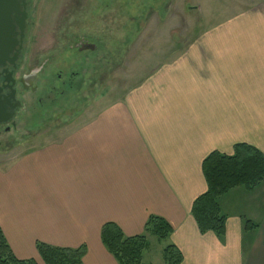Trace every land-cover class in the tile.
Listing matches in <instances>:
<instances>
[{
  "label": "crops",
  "instance_id": "crops-1",
  "mask_svg": "<svg viewBox=\"0 0 264 264\" xmlns=\"http://www.w3.org/2000/svg\"><path fill=\"white\" fill-rule=\"evenodd\" d=\"M208 1L189 6L200 18L183 48L142 51L151 64L122 96L0 163V229L17 259L38 263L41 243L118 264L100 239L111 223L125 237L145 233L144 251L173 245L178 264H264V179L219 196L222 239L190 213L210 152L247 143L264 155V0ZM149 216L167 222L165 239L144 232Z\"/></svg>",
  "mask_w": 264,
  "mask_h": 264
},
{
  "label": "rangeland",
  "instance_id": "rangeland-1",
  "mask_svg": "<svg viewBox=\"0 0 264 264\" xmlns=\"http://www.w3.org/2000/svg\"><path fill=\"white\" fill-rule=\"evenodd\" d=\"M193 2L30 0L33 23L17 76L41 68L34 91L21 95L25 110L0 132V163L57 139L122 96L151 64L142 51L183 48L200 18L189 7ZM78 38L92 41L95 50L72 49ZM160 243L150 242L144 263L164 264Z\"/></svg>",
  "mask_w": 264,
  "mask_h": 264
},
{
  "label": "trees",
  "instance_id": "trees-1",
  "mask_svg": "<svg viewBox=\"0 0 264 264\" xmlns=\"http://www.w3.org/2000/svg\"><path fill=\"white\" fill-rule=\"evenodd\" d=\"M202 172L207 189L195 198L190 213L201 234L211 231L222 239L226 217L220 211L217 200L219 196L235 187H243L248 191L256 188L264 179V155L252 145L236 143L231 155L218 151L210 152L203 159ZM245 227L249 228L247 222ZM146 231H150L158 239H165L171 228L164 219L149 216L144 227V232ZM100 239L118 264H148L142 261V253L147 247L145 233L125 237L117 226L107 223L101 227ZM36 249L44 264H83L84 246L70 249L38 243ZM162 256L166 264H178L181 261V253L173 245L166 246ZM0 264L37 263L17 259L0 229Z\"/></svg>",
  "mask_w": 264,
  "mask_h": 264
},
{
  "label": "water",
  "instance_id": "water-1",
  "mask_svg": "<svg viewBox=\"0 0 264 264\" xmlns=\"http://www.w3.org/2000/svg\"><path fill=\"white\" fill-rule=\"evenodd\" d=\"M30 12V0H0V93L3 87L8 86L11 89L7 96L0 94V123L8 124L13 118L14 107L21 105L18 100L14 105L10 103V100L15 98L16 90L12 89L9 83H15L13 74L21 59L23 39L33 22ZM90 48L93 49L94 45L92 44ZM9 66L11 70H8ZM38 70L39 68L28 75L30 87L35 82ZM24 88L27 89L28 86Z\"/></svg>",
  "mask_w": 264,
  "mask_h": 264
},
{
  "label": "flooded vegetation",
  "instance_id": "flooded-vegetation-1",
  "mask_svg": "<svg viewBox=\"0 0 264 264\" xmlns=\"http://www.w3.org/2000/svg\"><path fill=\"white\" fill-rule=\"evenodd\" d=\"M29 14H30V17L32 19L31 12ZM32 21H33V19H32ZM31 25L28 27V30L26 32V37L23 39V44H22L23 49H22L21 59L19 60L18 67L14 71V74H13V78L15 80V83L14 84L9 83V85H11V88L16 90L15 95H14L15 98L12 99V100H10V103L12 105H14L15 101L18 100L21 103V105L14 107V109H13L14 110L13 118L11 120H9V123L8 124L0 123V132L1 131L8 132L9 129H10V127H14L16 117L18 116V114H20L22 111L25 110V102L21 98L22 93L25 92V91H29V90L30 91H34V90H32V87H34V89H35V83L32 84V87L29 86V81L30 80H29L28 75L30 74L31 71L28 72V73H22L20 76H17V72L19 71V69H20V67H21V65L23 63L24 55H25L26 50H27V40H28V34H29V29L31 28ZM92 44L94 45V48L93 49L90 48V46ZM95 46L96 45L94 43H92V41H90L87 38H78L71 45V48L77 50L78 52L85 51V50L94 51L95 50ZM7 68H8V70H11V67L10 66L7 67ZM40 68L41 67H39V70L38 71H40ZM37 75H38V73H36L35 79H36ZM25 86L26 87L28 86V88L25 89L24 88ZM10 92H11V89H9L8 86H7V87H3L2 88L0 94H1V96H7Z\"/></svg>",
  "mask_w": 264,
  "mask_h": 264
}]
</instances>
